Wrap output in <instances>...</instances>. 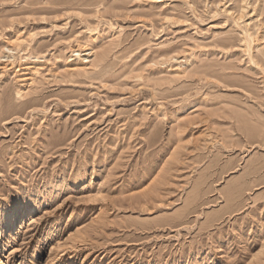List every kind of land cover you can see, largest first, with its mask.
I'll return each instance as SVG.
<instances>
[{"label":"rangeland","instance_id":"obj_1","mask_svg":"<svg viewBox=\"0 0 264 264\" xmlns=\"http://www.w3.org/2000/svg\"><path fill=\"white\" fill-rule=\"evenodd\" d=\"M20 206L10 264H264V0H0Z\"/></svg>","mask_w":264,"mask_h":264},{"label":"bare ground","instance_id":"obj_2","mask_svg":"<svg viewBox=\"0 0 264 264\" xmlns=\"http://www.w3.org/2000/svg\"><path fill=\"white\" fill-rule=\"evenodd\" d=\"M242 6H244V5H242ZM244 8H246V7L244 6ZM244 8L242 7V9H243L242 11H245ZM244 14L245 13L242 12V14L239 15V19L244 18V16H245ZM26 211H27L26 206H20L19 208H17V210H13V211L7 213L6 221L4 223H0V264H10L7 260L8 251L4 250V251H6L5 253L2 251L1 243L3 242L2 241L3 238L8 236L9 232L12 229L19 227V223H20L19 217L21 215H23ZM52 252L53 251H51L49 253L52 254ZM54 260H55L54 256L52 257V255H49L48 257L45 258V262L43 264H52L54 262Z\"/></svg>","mask_w":264,"mask_h":264}]
</instances>
